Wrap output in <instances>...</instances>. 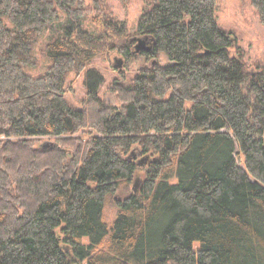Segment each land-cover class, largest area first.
Returning <instances> with one entry per match:
<instances>
[{"label": "trees", "instance_id": "obj_1", "mask_svg": "<svg viewBox=\"0 0 264 264\" xmlns=\"http://www.w3.org/2000/svg\"><path fill=\"white\" fill-rule=\"evenodd\" d=\"M91 1L0 0V264H264V63L218 0H153L134 32ZM111 52L156 60L118 107L90 67Z\"/></svg>", "mask_w": 264, "mask_h": 264}, {"label": "rangeland", "instance_id": "obj_2", "mask_svg": "<svg viewBox=\"0 0 264 264\" xmlns=\"http://www.w3.org/2000/svg\"><path fill=\"white\" fill-rule=\"evenodd\" d=\"M104 3L106 11L116 20L124 22L129 32H134L142 12L150 10L153 0H100ZM86 4L92 6L91 0H85ZM216 18L219 26L237 38L239 45L246 52V61L249 65L264 63V24H262L253 9L250 0H218L216 8ZM47 37V36H46ZM40 40L39 46L47 40ZM38 53V50H37ZM155 59H139L133 64L126 62L115 53H106L96 57L90 67L97 69L104 77L98 93L108 104L119 106L116 95L113 92L114 83L129 84L130 77L141 67L152 66ZM120 62L121 66L117 67ZM163 63V57L159 58ZM47 59H40L37 68L25 69L32 76L43 74L47 65ZM120 72V73H119ZM123 73V75H121ZM84 74L68 79V86L71 91L67 92L65 98L74 108L79 109L85 98V88L83 85ZM117 208L113 203H108L104 209V221L111 225L115 219ZM86 241V239L84 240ZM80 264H87L81 262Z\"/></svg>", "mask_w": 264, "mask_h": 264}, {"label": "water", "instance_id": "obj_3", "mask_svg": "<svg viewBox=\"0 0 264 264\" xmlns=\"http://www.w3.org/2000/svg\"><path fill=\"white\" fill-rule=\"evenodd\" d=\"M134 48H135V53H139L143 50H146V51L149 50V47L146 45L145 40H142V39H138L137 44L135 45ZM120 66H121V63L118 62L117 67H120ZM136 190H137V183H135L133 186V191L135 192Z\"/></svg>", "mask_w": 264, "mask_h": 264}]
</instances>
